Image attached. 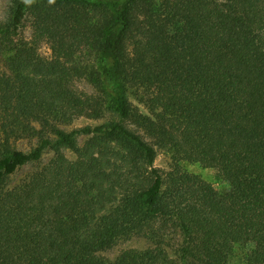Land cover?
<instances>
[{"label":"trees","instance_id":"16d2710c","mask_svg":"<svg viewBox=\"0 0 264 264\" xmlns=\"http://www.w3.org/2000/svg\"><path fill=\"white\" fill-rule=\"evenodd\" d=\"M10 1L0 24V264H178L161 248L98 255L132 234L155 238L157 220L183 235V264H228L248 244L244 264H264V0ZM27 14L31 42L19 33ZM75 78L98 96L78 94ZM135 86L149 115L126 96ZM107 107L170 152L168 183L153 146L123 124L60 128ZM78 136L89 139L78 146ZM31 138L28 153L11 141ZM48 149L42 170L5 189ZM183 161L213 168L228 188Z\"/></svg>","mask_w":264,"mask_h":264},{"label":"rangeland","instance_id":"374dc122","mask_svg":"<svg viewBox=\"0 0 264 264\" xmlns=\"http://www.w3.org/2000/svg\"><path fill=\"white\" fill-rule=\"evenodd\" d=\"M12 7L10 0H0V24H4L10 19V9ZM33 17L27 14L22 21L19 29L20 38L25 41L31 42L34 40V28L32 26ZM37 54L45 59H51L52 54L50 50V45L46 40H38L36 43ZM7 71L5 67V56H0V73ZM72 88L78 93L86 97H97L98 92L93 88V86L85 79L75 78L72 81ZM126 96L130 103L137 106L143 114L149 115L150 112L143 102L145 99L144 89L142 87L135 86L134 88H126ZM110 123H121L129 130L140 135L141 138L147 142L149 145L153 146L156 151V157L154 165L160 171L162 177L167 180L168 176L172 171V157L170 152L158 147L154 140L147 136L140 128L131 124L129 121L123 120L120 116L113 112L110 108H104L102 117L99 119L80 117L75 119L68 126H60V128L66 132L72 130L81 129L84 127H93L99 124H110ZM53 139V138H52ZM89 136H78L76 137V144L78 146H83ZM13 147L16 150L28 153L37 145L36 138L29 139H12ZM62 153L66 158L71 161L76 159V154L73 153L68 148H62ZM53 156V151L48 149L45 151L40 161L28 164L16 170V172L9 176L5 181V189H13L20 186L31 178L35 173L42 170L46 166L49 160ZM181 166L189 174L198 175L205 182L209 183L216 191H224L228 188L225 181L218 178L216 171L213 168L203 167L199 163H190L183 161ZM166 187V185H165ZM155 229L157 231V236L152 238V235L148 231L139 234H132L131 236L120 238L115 245L105 251H101L98 255L108 261H112L121 255L123 252L128 250H138L145 251L150 249H163L170 259L174 260L178 264H183L182 250L185 247V240L183 235L177 226L169 222L164 225L161 220H157L154 223ZM160 226L163 228L161 229ZM253 249V244H248L246 246L235 245L233 253L229 259L228 264H244L246 255Z\"/></svg>","mask_w":264,"mask_h":264},{"label":"clouds","instance_id":"9594fccd","mask_svg":"<svg viewBox=\"0 0 264 264\" xmlns=\"http://www.w3.org/2000/svg\"><path fill=\"white\" fill-rule=\"evenodd\" d=\"M49 2L51 3V2H53V0H49Z\"/></svg>","mask_w":264,"mask_h":264}]
</instances>
